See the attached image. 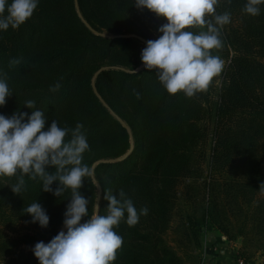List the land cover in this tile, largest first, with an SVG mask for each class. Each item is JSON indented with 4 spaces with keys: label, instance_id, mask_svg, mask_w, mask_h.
I'll list each match as a JSON object with an SVG mask.
<instances>
[{
    "label": "trees",
    "instance_id": "16d2710c",
    "mask_svg": "<svg viewBox=\"0 0 264 264\" xmlns=\"http://www.w3.org/2000/svg\"><path fill=\"white\" fill-rule=\"evenodd\" d=\"M246 2L219 0L217 13L230 12L231 22L222 29V47L212 52L226 65L192 98L169 95L156 71L134 72L147 41L159 38L167 23L135 0H39L25 24L0 31V79L12 94L0 115L40 110L45 130L53 121L68 129L83 124L90 146L83 163L94 176L80 189L89 200L82 222L97 210L107 214L108 190L118 199L123 190L138 212L148 209L135 226L125 213L114 227L123 244L112 264H201L208 226L228 240L243 238L264 257V5L253 17L243 11ZM91 30L137 38L109 39ZM13 58L20 63L10 66ZM103 68L109 70L96 76ZM28 100L35 108L25 106ZM24 179L16 194L17 177H0V224L33 228L37 234L28 239L35 247L61 231L71 191L56 197L42 190L39 177ZM34 202L49 216L47 228L24 211ZM10 253L0 245V255ZM12 263L39 261L30 250Z\"/></svg>",
    "mask_w": 264,
    "mask_h": 264
},
{
    "label": "clouds",
    "instance_id": "9594fccd",
    "mask_svg": "<svg viewBox=\"0 0 264 264\" xmlns=\"http://www.w3.org/2000/svg\"><path fill=\"white\" fill-rule=\"evenodd\" d=\"M39 0H0V31L10 27L18 29L34 14ZM219 0H135L138 9H147L167 23L159 28L161 35L148 40L142 50L141 60L148 72L156 71L158 80L167 93L176 96L183 93L192 98L205 92L213 78L223 69V61L212 50L222 47L221 33L231 22L228 11L217 13ZM264 0H247L244 13L250 16L260 14ZM20 63L19 59L9 61L10 66ZM60 84L50 86L57 91ZM12 96L5 79H0V107L5 106ZM139 99V93H136ZM25 106L35 108V101L28 100ZM27 119V122H23ZM46 118L42 111L16 112L11 118L0 115V177H17L11 186L16 194L25 187V176L32 180L39 177L43 191L61 197L71 191L70 203L65 212L64 226L49 243H36L33 252L39 264H112L116 252L123 244L122 236L114 231L127 213L129 227L139 222L140 215H147L148 209L137 211L131 199L125 198L123 190L120 199L110 190L104 199L108 202L107 214L94 211L90 218L88 204L80 192L85 178L92 179L94 170L83 163V155L90 149L83 124L75 129L62 128L57 121L45 130ZM68 139L67 137H69ZM55 168L49 173L46 168ZM58 182L54 190L52 185ZM93 183L95 181L93 180ZM260 189L264 190V183ZM98 209V205H97ZM24 211L31 215L32 223L42 228L49 225V216L38 202L30 204Z\"/></svg>",
    "mask_w": 264,
    "mask_h": 264
},
{
    "label": "rangeland",
    "instance_id": "374dc122",
    "mask_svg": "<svg viewBox=\"0 0 264 264\" xmlns=\"http://www.w3.org/2000/svg\"><path fill=\"white\" fill-rule=\"evenodd\" d=\"M87 27L89 29H92L88 24ZM96 35H102L103 37L109 38V39H116V38H137L135 35H112L107 32L97 33L94 30H91ZM225 62H223V67L225 66ZM115 70H122L125 72H130L128 68H121V67H114ZM143 69H145L144 65L138 67L134 72H141ZM109 70V68H103V71L98 72L96 76L101 74L102 72ZM93 79V86H95L96 77ZM218 85H221V83H218ZM123 123V122H122ZM127 128L128 126L126 123H123ZM134 142L132 143V145ZM127 156V155H126ZM124 156V157H126ZM119 160V159H118ZM114 160V161H118ZM173 227H176V220L174 221ZM61 231H67L65 226L63 225L61 228ZM37 232L29 227L26 224H18L15 225L12 228H6L3 227L0 224V245H5L6 247H9L11 250V253L8 255H0V264H13L12 261L21 253V252H27V251H33L34 247L30 243L28 237L36 235ZM217 235V236H216ZM224 237L227 241L230 242L228 246H226L227 252H230L229 254H222L220 253V248L217 242L218 236ZM173 237V233L170 232L168 234V238L171 240ZM210 237V243H209V253L208 249L205 245L207 239ZM7 242L4 244V242ZM226 256L228 258H232V261H234V264H264V257L261 252H259L255 245H246L243 241V238H234L233 240H228V238L215 229L213 226L205 227V230L202 235V249H201V264H207L206 261H210L209 264H220L218 263V259L220 260V256ZM207 256V257H206Z\"/></svg>",
    "mask_w": 264,
    "mask_h": 264
},
{
    "label": "crops",
    "instance_id": "0c3cea01",
    "mask_svg": "<svg viewBox=\"0 0 264 264\" xmlns=\"http://www.w3.org/2000/svg\"><path fill=\"white\" fill-rule=\"evenodd\" d=\"M217 242H218V245H219V248H220V253L226 254V255L229 254V256H231L230 252L229 251L227 252V250L225 249L226 246H228L230 244V242L227 241L226 239H224V237H222L220 235L218 236ZM209 243H210V237H209V239H207V241H206V243L204 245V246L207 247L208 253H209V248H208ZM209 262H210L209 260L208 261L205 260V263L209 264ZM217 262L220 263V264H234V261H232V258H228L226 256H220V260L218 259Z\"/></svg>",
    "mask_w": 264,
    "mask_h": 264
},
{
    "label": "water",
    "instance_id": "95a60500",
    "mask_svg": "<svg viewBox=\"0 0 264 264\" xmlns=\"http://www.w3.org/2000/svg\"><path fill=\"white\" fill-rule=\"evenodd\" d=\"M101 71H103V69H101ZM101 71H99V72H101Z\"/></svg>",
    "mask_w": 264,
    "mask_h": 264
}]
</instances>
